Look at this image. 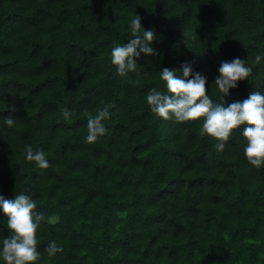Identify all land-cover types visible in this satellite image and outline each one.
<instances>
[{
    "label": "trees",
    "instance_id": "16d2710c",
    "mask_svg": "<svg viewBox=\"0 0 264 264\" xmlns=\"http://www.w3.org/2000/svg\"><path fill=\"white\" fill-rule=\"evenodd\" d=\"M134 15L157 55L119 77L109 52ZM260 52L264 0H0V194L31 192L54 218L39 249L63 246L36 264H264V167L247 163L238 130L218 152L200 121H164L145 100L162 68L187 61L214 102L243 101L264 91ZM237 56L253 71L221 101L217 68ZM104 105L108 131L85 143L87 116ZM27 144L49 168L24 159Z\"/></svg>",
    "mask_w": 264,
    "mask_h": 264
},
{
    "label": "clouds",
    "instance_id": "9594fccd",
    "mask_svg": "<svg viewBox=\"0 0 264 264\" xmlns=\"http://www.w3.org/2000/svg\"><path fill=\"white\" fill-rule=\"evenodd\" d=\"M127 43H115L111 47L110 62L115 66L116 75L128 77L129 73L138 72V59L157 55L152 47L156 38L153 29L142 27L141 18L134 15L128 21ZM257 65L264 63V52L254 57ZM140 67V66H139ZM253 69L246 60L234 57L221 61L214 86L221 95L220 100L229 94L230 89L238 87V82L248 79ZM162 88H151L145 100L149 110L164 121L175 120L177 123L200 121V134L213 138L215 150L222 152L226 148L234 130L243 138V155L253 168L264 167V91L255 90L243 101H234L225 105L216 103L206 93L207 76L196 71L191 62H184L179 70L167 67L158 72ZM111 105L96 109L95 115L89 113L86 126L85 143H94L108 131L105 120L111 117ZM64 120L72 118L73 113L67 107H61ZM17 120L8 115L2 119V125L13 128ZM24 159L34 162L36 168H49V160L42 149H34L31 144L24 146ZM37 202L28 190L15 193L11 199L0 194V213L6 219L8 235L0 236V262L2 264H36L46 253L56 257L63 252V246L50 240L43 252L38 247L37 230L42 224L54 220L43 212L35 211Z\"/></svg>",
    "mask_w": 264,
    "mask_h": 264
}]
</instances>
